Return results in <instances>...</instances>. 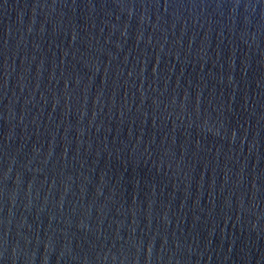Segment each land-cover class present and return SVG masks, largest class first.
<instances>
[{
	"label": "water",
	"instance_id": "obj_1",
	"mask_svg": "<svg viewBox=\"0 0 264 264\" xmlns=\"http://www.w3.org/2000/svg\"><path fill=\"white\" fill-rule=\"evenodd\" d=\"M0 264H264V0H0Z\"/></svg>",
	"mask_w": 264,
	"mask_h": 264
}]
</instances>
